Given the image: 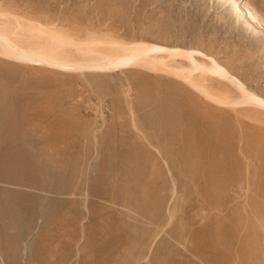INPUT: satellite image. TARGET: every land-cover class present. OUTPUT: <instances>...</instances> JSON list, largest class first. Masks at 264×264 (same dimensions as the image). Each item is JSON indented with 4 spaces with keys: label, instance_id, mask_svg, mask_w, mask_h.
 Listing matches in <instances>:
<instances>
[{
    "label": "rangeland",
    "instance_id": "obj_1",
    "mask_svg": "<svg viewBox=\"0 0 264 264\" xmlns=\"http://www.w3.org/2000/svg\"><path fill=\"white\" fill-rule=\"evenodd\" d=\"M0 13L76 40L199 48L264 99V0H0ZM222 79L207 83L237 96ZM237 108L175 72L0 55V264H264V108ZM208 123L229 177L209 190L183 160Z\"/></svg>",
    "mask_w": 264,
    "mask_h": 264
},
{
    "label": "bare ground",
    "instance_id": "obj_2",
    "mask_svg": "<svg viewBox=\"0 0 264 264\" xmlns=\"http://www.w3.org/2000/svg\"><path fill=\"white\" fill-rule=\"evenodd\" d=\"M0 16L4 18L0 28V55L2 56L17 60H39L52 66L61 67L89 66L95 69H112L137 65L153 71L175 72L204 97L220 105L230 106L236 113L240 111L237 106L242 105H251L256 109L264 108V99L260 95L248 89L243 83L239 84L233 79H228L221 68L222 66L212 56L204 53L199 48H166L163 45L147 43L141 40L127 42L111 36L106 37V35L90 36L84 40H76L66 33L62 34V32L39 22L31 20L23 22L19 17L7 13H0ZM11 17L14 18V21L10 25L7 21ZM9 33L14 35V39H11V34ZM68 46L75 47V51L80 57L68 52ZM217 76L230 81L238 91L237 96H233L227 89H217L218 87L214 88L213 85L207 83L208 79H213ZM256 109L255 111H257ZM203 128L193 129V136L188 144V153L184 154L185 158L183 160L190 161L191 172H194L195 181L206 184L208 188L213 185L216 186V183L217 185L221 184L223 177L227 176V170H220V174L215 172L214 167L219 166L220 161L214 155L219 152L221 147L216 148L214 145L216 143L211 141V136L213 137L211 124L208 123ZM260 148L256 149L260 151ZM222 164L225 167L224 163ZM225 184L227 185V183ZM233 186L231 188H229L230 186L227 187L232 195L239 197L245 192L241 185V187L239 185L238 187ZM211 192H213V188H211ZM248 192L250 193V191ZM219 193L218 195H220ZM262 195L264 196V192ZM260 207L259 205L257 208L254 207L257 210H254L253 215L262 211ZM257 218L259 219V217Z\"/></svg>",
    "mask_w": 264,
    "mask_h": 264
}]
</instances>
